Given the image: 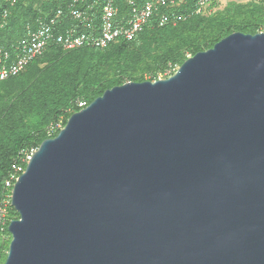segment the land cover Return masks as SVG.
Listing matches in <instances>:
<instances>
[{
	"label": "water",
	"instance_id": "obj_1",
	"mask_svg": "<svg viewBox=\"0 0 264 264\" xmlns=\"http://www.w3.org/2000/svg\"><path fill=\"white\" fill-rule=\"evenodd\" d=\"M4 264H264V32L107 89L15 183Z\"/></svg>",
	"mask_w": 264,
	"mask_h": 264
},
{
	"label": "rangeland",
	"instance_id": "obj_2",
	"mask_svg": "<svg viewBox=\"0 0 264 264\" xmlns=\"http://www.w3.org/2000/svg\"><path fill=\"white\" fill-rule=\"evenodd\" d=\"M254 5L253 2L231 0L216 6L202 21L176 28L172 35L156 45L151 54L139 52L133 59H119L117 49L113 48L102 52L100 58H93L90 53L62 56L29 67L9 85L0 84V133L12 123L17 129H24L32 122L30 113L39 105L52 106L57 102L60 105L63 99H59L57 94L62 96L73 80L81 94L98 81L110 84L116 80L140 79L148 74V70L177 63L183 54L187 56L190 53L189 45L207 46L229 30L252 29L254 17L264 20V5L261 8ZM59 116L63 117V113ZM4 238L0 239V258L8 253L12 240L7 236Z\"/></svg>",
	"mask_w": 264,
	"mask_h": 264
},
{
	"label": "built area",
	"instance_id": "obj_3",
	"mask_svg": "<svg viewBox=\"0 0 264 264\" xmlns=\"http://www.w3.org/2000/svg\"><path fill=\"white\" fill-rule=\"evenodd\" d=\"M12 4L16 0H9ZM68 0L66 9L75 26H64L66 9L57 8L54 13L41 11L35 25L28 24L26 36L8 48L0 44V82L23 72L50 44L62 46L65 50L82 47L104 48L118 40H133L145 27L155 20L160 25L177 23L190 14H205L215 6L231 0ZM245 1V0H244ZM191 11V12H189ZM9 10L0 16V28L7 24ZM259 32H264V28ZM190 57V56H189ZM170 64L159 73L158 79L172 76L179 68ZM85 106V103H80ZM61 122L52 124L48 134L61 128ZM39 146L22 147L11 163L5 187L8 190L0 206V222L4 227L8 222L9 206L15 183L26 168Z\"/></svg>",
	"mask_w": 264,
	"mask_h": 264
},
{
	"label": "trees",
	"instance_id": "obj_4",
	"mask_svg": "<svg viewBox=\"0 0 264 264\" xmlns=\"http://www.w3.org/2000/svg\"><path fill=\"white\" fill-rule=\"evenodd\" d=\"M68 0H16L14 4L9 0H0V16L4 9L9 10V15L7 18V24L0 28V44L12 48V44H16L17 41L21 40L26 36L28 24L35 25L36 18L41 14V11H46L49 13H54V11L63 7L66 9V2ZM237 1V0H236ZM242 2H253L254 6L260 7L264 5V0H238ZM192 0H190L189 6L192 7ZM216 7V6H215ZM191 12V11H189ZM210 13L208 11L205 14H190L186 18L181 19L177 23H167L165 25H160L157 20L152 24L145 27V29L139 33L133 40H118L111 43L107 47L97 48V47H82L72 50H65L62 46L57 44H50L43 54L36 59H34L26 67V69L18 74L17 76L11 77L5 81L0 82V84L9 85L12 80L22 76L25 71L41 61H48L51 59H56L60 57H68L70 55H80L84 56L86 53H90L91 57L100 58L102 52L109 51L111 49H117L118 57L121 60H129L139 55L137 53L142 52L145 54H151L156 47V45L166 36L172 35L174 30L179 27H185L194 21H202ZM255 15V14H254ZM64 26H75L76 22L71 18L66 9L63 15ZM253 24L252 29H235L229 30L223 37L217 38L212 44L207 46H200L198 44L189 45L188 51L190 52L187 56L183 54V58L179 59L177 63L179 66L189 58L199 51L207 50L215 45L216 42L224 38L225 36L231 34L235 31H242L245 33H257L260 29L264 28V20L256 19ZM65 55V56H64ZM170 64L164 65L158 70H148L147 75L140 79L128 78L125 80H116L110 84H102V82H92L94 84L89 85L88 88L81 94L77 91V84L73 80L70 87H66L62 96L59 99H63V102L56 103V105L50 106H37L33 109L31 115L32 122L26 124L24 129H17L15 123L11 125L8 124L7 129H2L0 133V206L6 196L7 189L5 187V181L8 177V172L11 167L12 161L18 155L19 150L24 146L38 145L42 143L45 139L49 137L56 136L60 130L66 125L69 117L74 113L82 109L83 107L90 104L95 98L102 95L107 89L112 88L116 85H121L129 81H145L157 80L159 73L164 72ZM62 86V85H60ZM58 86V87H60ZM56 90V89H55ZM57 93V91H56ZM80 103H85V106H80ZM63 113V117L59 115ZM61 122L62 127L57 128L51 135L48 134V128L52 124H57ZM8 222L3 227L0 222V239L4 236L9 237L11 240L12 234L9 231V224L12 220L20 217L19 212L13 207L9 206ZM3 236V237H2ZM1 255V254H0ZM8 253L3 254V258H0V264L6 262Z\"/></svg>",
	"mask_w": 264,
	"mask_h": 264
}]
</instances>
